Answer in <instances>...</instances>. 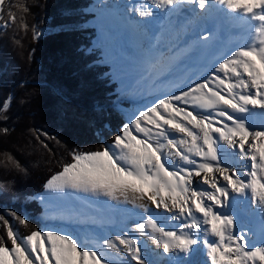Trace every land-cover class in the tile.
Here are the masks:
<instances>
[{"label": "snow or ice", "instance_id": "6c2138e0", "mask_svg": "<svg viewBox=\"0 0 264 264\" xmlns=\"http://www.w3.org/2000/svg\"><path fill=\"white\" fill-rule=\"evenodd\" d=\"M5 3L0 0V12ZM184 4H194L205 23L214 11H224L248 23L253 35L197 80L136 109L121 121L111 142L95 150L71 149L70 160L50 173L34 197L42 213L37 224L44 227H32V218L15 210L0 214L5 229L0 264H111L108 250L126 253L130 259L122 264H190L198 252L206 257L201 264H264V121L251 119L257 111L264 116V0H137L125 11L147 36L158 11L171 17ZM8 15L0 29L15 21L14 13ZM44 34L35 31L34 37L38 41ZM210 35L205 29L196 38L207 41ZM161 36L151 33L148 41V76L167 51L160 49ZM153 49L160 55H152ZM40 135L48 137L38 133L37 140ZM4 156L18 174L28 175L12 154ZM70 191L131 204L140 210L141 220L99 246H89L73 233L49 226L53 219L79 216L57 205ZM249 194L252 203L240 207V198ZM250 211L259 213L261 246L252 242L242 222ZM6 216L32 230L21 235ZM132 232L149 237L155 247L142 248Z\"/></svg>", "mask_w": 264, "mask_h": 264}, {"label": "trees", "instance_id": "16d2710c", "mask_svg": "<svg viewBox=\"0 0 264 264\" xmlns=\"http://www.w3.org/2000/svg\"><path fill=\"white\" fill-rule=\"evenodd\" d=\"M93 1L6 0L0 12L2 23L9 21V11L15 14L0 30V214L28 211L32 227L41 226L34 197L50 173L70 160L71 149L95 150L111 142L123 121L115 106L118 84L100 62L102 48L94 47L98 28L88 9ZM40 30L45 34L37 41L34 32ZM42 132L48 137L37 140ZM5 153L27 167L28 175L18 174ZM6 219L24 235L32 230Z\"/></svg>", "mask_w": 264, "mask_h": 264}, {"label": "bare ground", "instance_id": "6f19581e", "mask_svg": "<svg viewBox=\"0 0 264 264\" xmlns=\"http://www.w3.org/2000/svg\"><path fill=\"white\" fill-rule=\"evenodd\" d=\"M137 2L133 0L132 3ZM189 6V10L184 9L178 13H174L171 17H166L164 13L157 12V22L153 24L151 33H162L160 40V49L163 51V59L156 68L161 67L166 73L177 70L178 67L183 65L184 62H190L191 69L196 68V61L201 58L202 64L210 63V67L216 64L221 58L234 51L239 46H243L249 42L250 37L253 35L252 28L248 23L242 20L229 16L224 11H214L211 18L205 23L200 18V13L193 11L195 9L194 4H184ZM182 5L181 8L184 6ZM218 8L220 6H217ZM187 10V9H186ZM114 18L118 20L117 28L125 30L127 38H129V46L132 50V54L129 56L130 61L135 67V71L140 74H145V60L149 55V48L147 53H142V47L144 42L148 43L150 38H145L143 35H136L133 29L137 32L144 33L141 29L130 26V21L124 22L123 9L120 10L117 15L112 14ZM177 16H181V21L177 20ZM125 18L126 14H125ZM129 22V23H128ZM211 33L210 38L207 41L198 40L196 38L197 33H203L204 30ZM151 33H149L151 37ZM155 43V42H153ZM176 48L177 51L173 54L172 50ZM152 55H160L155 49L152 50ZM181 61H183L181 63ZM207 62V63H206ZM206 66V65H205ZM203 66V68L205 67ZM207 67V66H206ZM155 68V69H156ZM208 68V67H207ZM210 69V68H209ZM204 71L205 73L208 72ZM204 73V74H205ZM203 74V75H204ZM148 78V77H147ZM255 122L260 123L264 121L258 111L251 117ZM246 163V162H244ZM76 198L78 203L87 210L92 206L93 209H98V212L93 216L85 218L81 222H74L73 230L81 240L82 230L91 228L90 225H95L98 221H103L106 225L107 238H112L114 235L120 234L121 230L127 231L134 228V225L141 220L139 214L140 210L134 208L131 204L111 202L109 199L103 197H94L90 194H72L67 195L65 198ZM244 204L240 207H244L247 204H251L250 194L247 198L241 197ZM153 216L162 215L161 213H152ZM255 216V212H247L243 215L242 222L250 229L249 235L253 238L251 221ZM238 224L241 222L238 219ZM132 237L139 239L141 243L147 245L149 250L155 247L153 241L146 236H141L138 233L132 232ZM102 243H97L93 246H99ZM107 255L110 258L111 264H122V261H129V257L126 253L115 254L113 250H108ZM206 257L202 252H198L191 257L190 264H201ZM134 264V262H131Z\"/></svg>", "mask_w": 264, "mask_h": 264}, {"label": "rangeland", "instance_id": "374dc122", "mask_svg": "<svg viewBox=\"0 0 264 264\" xmlns=\"http://www.w3.org/2000/svg\"><path fill=\"white\" fill-rule=\"evenodd\" d=\"M132 2L133 0H94L88 7L89 11L93 14L91 22L98 28L94 47L102 48L100 62L108 66L109 69L106 71V74L113 75V80L118 84L116 89L120 95L115 99V106L118 114L122 116L125 122L128 116L135 112L136 109L149 104L162 92H175L185 85L190 84L192 81L197 80L203 76L204 71L211 68L209 62L202 64L201 58H198L196 68L194 69H191L190 62H184L177 70L167 73L161 67H158L151 76L147 75L144 77L143 74L141 75L140 72L135 71V67L129 57L132 54L128 42L129 38H127L124 29L117 28L118 20L112 16L113 13L117 15L123 9L124 22L126 23V20L130 21V26L134 23V28L140 29L136 26L135 19H129V15L125 11L128 5L133 4ZM105 5H108V7H105ZM125 14L127 19L125 18ZM0 24L3 23L0 21ZM133 32L136 35H143L145 38H150V35L146 36L145 33L137 32L136 29H133ZM148 48V43L145 41L142 47V53H147ZM203 66L205 67L203 68ZM10 100L7 102L8 105L10 104ZM41 192L35 196L41 194ZM70 194L75 196L76 194L83 193L70 191L57 201V205L66 209H73L79 213V216L73 215L71 218L63 217L62 219H53L49 222V226L60 227L63 231L74 234V222H81L85 218L93 216V214L98 212V209H93L92 206L89 207L90 210L84 209L76 198H65ZM6 212L4 210L1 211L2 214ZM25 215L30 218L32 217L28 211L25 212ZM41 216L42 213L34 218L41 221ZM40 224V227H44L43 223ZM90 227L82 230L81 242L93 246L97 243H102L103 239L107 238L105 231L106 225L103 221L100 220L95 225H90ZM20 234L24 235L22 233ZM141 246H143V243H141Z\"/></svg>", "mask_w": 264, "mask_h": 264}]
</instances>
